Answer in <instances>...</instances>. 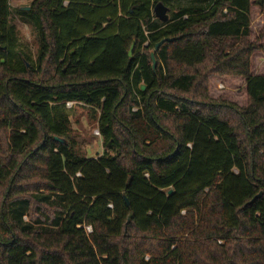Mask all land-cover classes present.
<instances>
[{"label":"trees","instance_id":"16d2710c","mask_svg":"<svg viewBox=\"0 0 264 264\" xmlns=\"http://www.w3.org/2000/svg\"><path fill=\"white\" fill-rule=\"evenodd\" d=\"M257 1L34 0L33 57L0 0V264H264ZM227 76L245 107L210 96ZM68 102L99 112L101 155L76 150Z\"/></svg>","mask_w":264,"mask_h":264},{"label":"rangeland","instance_id":"374dc122","mask_svg":"<svg viewBox=\"0 0 264 264\" xmlns=\"http://www.w3.org/2000/svg\"><path fill=\"white\" fill-rule=\"evenodd\" d=\"M34 0H10L12 7L11 23L16 27L21 48L35 57L38 50V33L34 26L20 14ZM251 40L257 38L264 26V5L258 3L251 7ZM264 43V38L261 41ZM252 74H264V50H257L251 58ZM223 85L221 88L220 85ZM209 94L215 100L230 101L240 107L248 103L246 80L243 77H212L209 82ZM70 118V135L75 141L76 150L89 158H95L104 151L102 136L96 135L99 112L89 106L76 103L67 107ZM28 220V218H26ZM219 243H223L220 241Z\"/></svg>","mask_w":264,"mask_h":264},{"label":"water","instance_id":"95a60500","mask_svg":"<svg viewBox=\"0 0 264 264\" xmlns=\"http://www.w3.org/2000/svg\"><path fill=\"white\" fill-rule=\"evenodd\" d=\"M257 3L259 5H264V0H258ZM26 10H29L30 8L29 7H25ZM154 14L156 16L157 19H159L160 21L162 22H167L169 20V8L164 5V3H162L161 1L158 2L155 7H154ZM174 40L173 38H166V39H163L162 41H160L157 45H156V49L155 51H157L160 46L166 42V41H172ZM134 46H135V42H133V44L131 45V48L129 50V56H132L133 54V50H134ZM155 51H152L151 52V58H152V61H153V68L155 69L156 66H157V60H156V54H155ZM143 89H145V86H142ZM55 139L57 141H60V142H66L64 139L62 138H59V137H55ZM172 193V190L169 191V194Z\"/></svg>","mask_w":264,"mask_h":264},{"label":"built area","instance_id":"2783aa9c","mask_svg":"<svg viewBox=\"0 0 264 264\" xmlns=\"http://www.w3.org/2000/svg\"><path fill=\"white\" fill-rule=\"evenodd\" d=\"M220 87L222 88L223 85L221 84ZM76 103H78V102H68L66 105H67V107H71V106H73ZM95 134L98 135V136L101 135L99 130H97ZM86 229H87L88 232L92 231L91 227H86Z\"/></svg>","mask_w":264,"mask_h":264}]
</instances>
